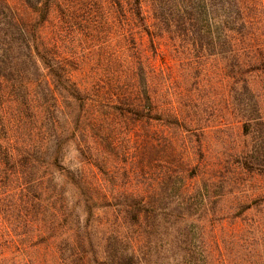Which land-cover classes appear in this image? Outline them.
I'll list each match as a JSON object with an SVG mask.
<instances>
[{
	"label": "rangeland",
	"instance_id": "obj_1",
	"mask_svg": "<svg viewBox=\"0 0 264 264\" xmlns=\"http://www.w3.org/2000/svg\"><path fill=\"white\" fill-rule=\"evenodd\" d=\"M176 1L145 5L167 30L160 40L166 57L155 62L156 99L185 119V129L122 115L109 126L116 142L105 155L107 206L92 219L99 254L84 264H264V0H245L249 21L238 24L239 45L223 48L218 43L234 35L228 27L239 4L200 5L197 34L185 35V10ZM14 16L29 12L0 6V22ZM207 26L218 33H203ZM212 37L215 46H206ZM144 42L146 48L147 36ZM94 64L83 57L90 75ZM75 148L74 168L89 157ZM143 197L147 204L136 212ZM0 218L6 244L7 221ZM9 261L6 252L2 263Z\"/></svg>",
	"mask_w": 264,
	"mask_h": 264
},
{
	"label": "trees",
	"instance_id": "obj_2",
	"mask_svg": "<svg viewBox=\"0 0 264 264\" xmlns=\"http://www.w3.org/2000/svg\"><path fill=\"white\" fill-rule=\"evenodd\" d=\"M210 1L218 0L176 1L179 12L185 10V35L197 34L196 14ZM234 2L240 7L238 20L228 27L234 37L218 43L222 48L238 46V24L249 21L245 0ZM145 3L0 0L11 13L29 12L27 18L0 22V216L7 221L1 236L8 235L0 244V264L6 252L8 264H84L91 254L97 257L92 219L107 206L105 155L116 142L109 126L122 115L185 129V119L156 99L155 62L166 57L160 40L167 30ZM213 32L217 27L203 30ZM206 46H215L214 37ZM84 56L95 62L91 75L82 65ZM73 147L89 154L76 168L69 160ZM87 166L98 173L90 175ZM146 204L143 197L133 208L141 212Z\"/></svg>",
	"mask_w": 264,
	"mask_h": 264
}]
</instances>
